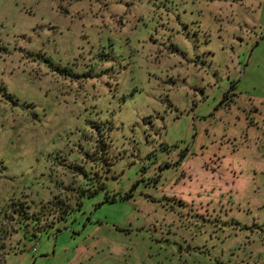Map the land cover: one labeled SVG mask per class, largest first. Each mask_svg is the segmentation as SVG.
I'll use <instances>...</instances> for the list:
<instances>
[{
  "label": "rangeland",
  "instance_id": "obj_1",
  "mask_svg": "<svg viewBox=\"0 0 264 264\" xmlns=\"http://www.w3.org/2000/svg\"><path fill=\"white\" fill-rule=\"evenodd\" d=\"M101 184L24 238L15 206ZM2 245L7 264H264V0H0Z\"/></svg>",
  "mask_w": 264,
  "mask_h": 264
},
{
  "label": "trees",
  "instance_id": "obj_2",
  "mask_svg": "<svg viewBox=\"0 0 264 264\" xmlns=\"http://www.w3.org/2000/svg\"><path fill=\"white\" fill-rule=\"evenodd\" d=\"M83 168H81L82 170ZM84 170V169H83ZM84 172V171H83ZM89 185V184H88ZM105 189V185H99L98 187L95 186H89L86 187L84 185H79V187L75 189H70L71 193L75 196L73 197V200H70V198H66L60 195H55L53 199L49 201H42L41 207L39 210H33L26 209L23 206H20L19 209L15 206L16 203L14 202V209L13 211H18V220L20 224L24 227L26 226V229L28 227L30 230L24 233V238H27L29 236L31 237H38L39 234L42 232H48L50 229L55 228V225L62 221L67 220L68 216L72 214L76 210H80L83 206V199L85 197H93L96 195L99 191V189ZM116 198H110L107 197V201L115 200ZM73 201V202H72ZM12 207V206H11ZM31 208V207H30ZM5 248L3 245L0 247V250ZM1 252V251H0ZM8 251L0 253V264H7L6 261V254Z\"/></svg>",
  "mask_w": 264,
  "mask_h": 264
},
{
  "label": "built area",
  "instance_id": "obj_3",
  "mask_svg": "<svg viewBox=\"0 0 264 264\" xmlns=\"http://www.w3.org/2000/svg\"><path fill=\"white\" fill-rule=\"evenodd\" d=\"M35 250H37V249L35 248Z\"/></svg>",
  "mask_w": 264,
  "mask_h": 264
}]
</instances>
